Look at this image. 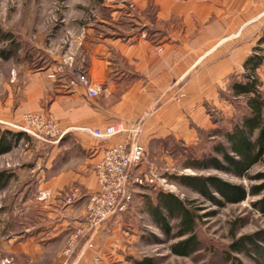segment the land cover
Here are the masks:
<instances>
[{
    "label": "crops",
    "instance_id": "obj_1",
    "mask_svg": "<svg viewBox=\"0 0 264 264\" xmlns=\"http://www.w3.org/2000/svg\"><path fill=\"white\" fill-rule=\"evenodd\" d=\"M132 1L137 11L132 7L129 17L135 23L117 27L118 34L105 33L88 48L90 86L98 96L88 97L85 88L70 84L68 75H61V81L48 80L45 89L46 75L39 74L32 78L27 99L15 114L4 118L0 107V123L7 125H14L16 116L24 112H47L64 131L60 139L48 142V165L59 168L68 161H81L78 169L54 173L43 182L48 185L36 186L30 195H17L21 211L39 207L45 216L1 244L3 256L14 257L18 264H97L93 252L81 253V246L67 261L61 260L60 251L67 237L82 226L87 196L98 188L94 163L103 149L128 142L130 137L123 133L99 139L90 131L115 124L129 130L140 127L139 143L147 153L153 150L157 155L167 153L165 145L192 143L197 138L195 127L213 126L204 113L201 93L214 92L212 99L204 100L216 101L219 87L231 74L239 73L258 39L263 40L259 46L264 55V0ZM145 1L154 7L149 13L154 24L140 16ZM175 19L180 23L178 32L172 29ZM257 72L264 83V65ZM175 81L174 90L185 94L179 102L169 99ZM74 184L80 197L67 205L60 191ZM114 220L110 218L95 232V245L106 237L112 223L116 225Z\"/></svg>",
    "mask_w": 264,
    "mask_h": 264
},
{
    "label": "rangeland",
    "instance_id": "obj_2",
    "mask_svg": "<svg viewBox=\"0 0 264 264\" xmlns=\"http://www.w3.org/2000/svg\"><path fill=\"white\" fill-rule=\"evenodd\" d=\"M181 1L183 0H175V3L179 4ZM145 4V10L141 11L140 16L149 24H154L153 16L149 15L153 13L154 7L147 1ZM132 7L136 8L132 0H0V28L12 34L19 45L17 53L12 58L5 60L0 56V107L4 111L2 117L10 118L9 114H15L18 106L25 103L28 85L33 81L32 78L40 77L39 74L46 75L43 77L45 89H48V80L61 81L59 78L61 75H68L71 83V69L80 65L88 67V48L92 43L101 39L105 33L118 34L117 27L127 28V25L132 26L135 23L129 17ZM158 23L164 25V22ZM172 25L173 30L180 31V23L176 19L173 20ZM261 41L263 40L258 39L252 54L264 58L262 48L259 46ZM5 48L7 45L0 44V50ZM157 52L161 54L163 51L158 48ZM60 65L65 71L51 78L50 75L56 72ZM263 65L264 60L260 66ZM47 69L52 71L47 73ZM257 70L255 73L260 81V92L264 98V83ZM238 72L231 74L223 87H219L216 92V101H210L214 97V92L201 93V95L204 94L203 101L201 100L204 113L209 118L210 125L213 126L202 128L194 126L197 132L196 140L192 143L174 142L165 145L166 154L157 155L158 153L153 150L145 152L141 164L134 169L133 175L152 176L154 183L128 187L131 199L126 203V208L110 215L97 228L92 229L88 236L78 235L74 239V230L67 237L60 251L61 260L71 259L81 246V253L84 250L93 252V261L97 264H134V260L148 258L153 264H228L224 261L223 254L232 240L264 229V212H260L254 205L264 191L259 196L248 195L244 201L232 205L225 204L220 196L211 190L214 198L220 201L219 204H215L196 191L171 180L172 177L181 175L213 176L231 185H240L246 190L250 186H259L264 183V180L239 179L213 169L196 170L189 165L211 154L213 145L217 141L224 142L219 135L212 137L215 134L214 131L230 129L231 125L245 113V102L241 98H233L229 88L234 81L243 82V65ZM86 78L91 84L89 70ZM172 85L169 99L177 102L184 99L185 94L180 89L174 90L178 85L177 81ZM207 96L211 98L209 102L204 100ZM199 97L198 100H200ZM28 114L49 115L47 112L28 111L17 115L14 125L0 123L4 128L21 132L26 136L14 149L0 157V174L11 175L7 185L0 190V246L6 238L18 234L24 227L31 226L45 217L42 216L43 213H40L43 210H39V207L25 213L21 211L22 202L18 201L17 195L21 193L30 195L36 190V186L41 187L45 179L54 173L73 172L81 165L80 160H73L71 163L68 161L63 166L60 165L59 168L52 163L49 166L47 156L50 152L48 143L50 140L43 141L15 127L31 128L32 123L25 119ZM125 130V134L130 138L136 137V134L139 138L140 127ZM104 151L103 149L102 156ZM102 156L94 163V178L95 167L101 162ZM248 174L251 178L264 174V163L252 167ZM46 184L47 182L43 187ZM74 189L79 191L75 184L61 189L64 203ZM161 192L176 195L184 201L185 205L194 210L197 216H200L195 226L199 249L190 256H176L170 249L180 240L174 237L175 222H171V235L167 237L151 219L148 203L155 204L157 194ZM110 218L113 220L115 218L116 225L112 223L106 237L95 245L93 235ZM83 227L84 223L79 228ZM70 243H74L75 248L71 253L66 254L65 249ZM235 256L243 264H254L241 254ZM0 257H2L0 264H3L5 259L10 260L11 264H18L14 257L3 256L1 250Z\"/></svg>",
    "mask_w": 264,
    "mask_h": 264
},
{
    "label": "trees",
    "instance_id": "obj_3",
    "mask_svg": "<svg viewBox=\"0 0 264 264\" xmlns=\"http://www.w3.org/2000/svg\"><path fill=\"white\" fill-rule=\"evenodd\" d=\"M0 44L7 45V48L0 50V56L5 60L12 58L19 48L12 34L2 31L1 28ZM263 60L261 56L252 54L244 61L243 82L234 81L229 88L233 98H241L245 102V113L231 125L230 129L214 131L212 137L219 135L224 142L217 141L213 145L212 153L205 155L200 161L189 164L191 168L213 169L239 179L264 180V174L256 175L254 178L248 174L252 167L264 163V98L255 73ZM23 138H26L25 134L6 129L0 124V157L14 149ZM10 177V174H0V190L7 185ZM171 180L196 191L215 204H219L220 201L214 198L213 192L218 194L225 204L234 205L244 201L248 195L259 196L264 191V183L250 186L246 190L240 185H231L213 176L181 175L172 177ZM156 198L155 204L148 203L154 225L169 237L172 230L171 222H175L174 237L180 240L171 246L172 253L176 256L192 255L199 249L195 226L200 216L176 195L161 192ZM254 205L260 212H264V194ZM227 247L223 255L224 261L228 264H243L236 254L247 257L254 264H264V229L237 237ZM134 264L153 263L148 258L134 260Z\"/></svg>",
    "mask_w": 264,
    "mask_h": 264
},
{
    "label": "built area",
    "instance_id": "obj_4",
    "mask_svg": "<svg viewBox=\"0 0 264 264\" xmlns=\"http://www.w3.org/2000/svg\"><path fill=\"white\" fill-rule=\"evenodd\" d=\"M88 70L86 65L71 69L70 77L72 76V80L70 84L82 86L85 88L88 97L94 98L98 96L99 92L90 86L89 80L86 78ZM64 71L63 66L60 65L50 77L54 78L56 74H62ZM25 119L32 123L33 126L31 128L15 127L43 141H57L64 134L58 122H55L50 114H28ZM120 133H126V130L121 125L90 131L92 136L99 139H109ZM104 150L101 162L95 167V178L97 179L98 188L87 196L82 217L84 227L75 229L74 239L78 235L88 236L92 229L97 228L110 215L124 210L126 203L131 199L128 187L154 183V177L152 176L140 177L133 175L134 169L141 164L140 162L146 152L145 148L139 143L137 134L136 137L129 138L128 142L116 143V145ZM70 194L71 196L66 199L68 205L74 203L80 197L77 189H74ZM74 246V243H70L65 249L66 254L71 253L72 249L75 248ZM3 264H11V262L5 259Z\"/></svg>",
    "mask_w": 264,
    "mask_h": 264
}]
</instances>
